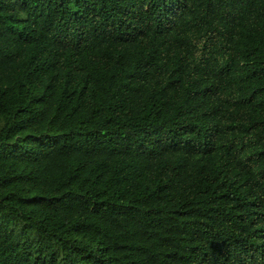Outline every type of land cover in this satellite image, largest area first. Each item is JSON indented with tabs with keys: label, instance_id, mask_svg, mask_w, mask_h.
<instances>
[{
	"label": "trees",
	"instance_id": "obj_1",
	"mask_svg": "<svg viewBox=\"0 0 264 264\" xmlns=\"http://www.w3.org/2000/svg\"><path fill=\"white\" fill-rule=\"evenodd\" d=\"M0 264H264V0H0Z\"/></svg>",
	"mask_w": 264,
	"mask_h": 264
}]
</instances>
